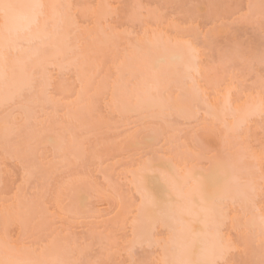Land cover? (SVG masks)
Segmentation results:
<instances>
[{
	"label": "snow or ice",
	"instance_id": "obj_1",
	"mask_svg": "<svg viewBox=\"0 0 264 264\" xmlns=\"http://www.w3.org/2000/svg\"><path fill=\"white\" fill-rule=\"evenodd\" d=\"M16 7L13 0H0V14L9 16ZM81 7L69 0H32L23 29L0 31V150L35 185L25 199L4 202V217L30 223L32 238L18 241L5 236L8 252L0 264H113L86 258L93 251L92 242L69 239L61 212L50 203L62 204L65 178L80 175L81 166L95 154L92 131L101 109L100 92L91 91L94 84L106 99L111 94V111L104 119L119 124L137 117L151 124V135L129 155L132 167L127 174L137 192L126 219L131 232L116 240L117 246L122 242L130 254L137 247L156 253L158 258L141 264H237V253L248 257L256 251V264H264V139L259 151L249 139L257 118L264 127V48L253 49L238 38L220 42L238 25L258 27L264 33V0L233 4L227 14L218 6H199L196 15L176 25L180 51L167 50L174 37L166 36L159 18L151 32L141 36L129 27L134 17L125 20L122 5H96V22L91 26L79 21ZM101 58L112 61L104 77L97 67ZM207 65L215 67L217 78L206 82ZM257 65L261 72L253 79ZM166 68L174 71L166 73ZM73 71L79 89L68 87ZM146 76L153 81L148 99L137 96L133 103L129 82L145 81ZM224 86L228 90L223 99L214 100L212 90ZM249 86L255 93L249 96H259L260 102L238 103L236 94ZM173 87L181 93L179 103L172 99ZM209 121L225 131L219 147L209 149L213 157L207 168L178 171L171 159L158 157L151 147L161 133L175 144L183 137L172 133H179L181 126ZM150 173L168 187L166 200L146 187ZM76 188L78 203L62 208L72 220L91 217L88 198L94 194L103 192L121 203L127 199L124 187L108 175L103 184L85 175ZM250 209L259 213L258 235ZM115 219L118 223L119 217ZM229 223L235 236L226 231ZM95 235L107 248L112 233Z\"/></svg>",
	"mask_w": 264,
	"mask_h": 264
},
{
	"label": "rangeland",
	"instance_id": "obj_2",
	"mask_svg": "<svg viewBox=\"0 0 264 264\" xmlns=\"http://www.w3.org/2000/svg\"><path fill=\"white\" fill-rule=\"evenodd\" d=\"M97 1L99 2V0H69V2H71L75 5L82 6L80 9L79 17H78L82 26H91L92 24H94L96 22V14H97V12L95 13L96 10L95 11L93 10L94 13L91 12L94 15H91L89 13L93 8H95V4L97 5V3H96ZM104 1H106V0H100L101 3H105ZM213 1L214 0H130V1L128 0L129 3H127V2L125 3V0H107L106 2L112 3L113 5H120V3H121L122 6H124L122 8V10L125 13H127L129 11L127 13V15L126 14L125 15L128 18L130 16L134 17L131 24L129 25L130 28H135L136 31L150 29L151 25L153 28L156 21H155V19H152V18L153 17L157 18V19L159 18V20L162 21L163 28L166 30V34L171 33V35L174 37V40H178L179 38H176V30H175L178 21L181 19H184L185 17L196 15L199 11V6L213 5L214 3H217L219 1H221V3L223 2V0H219V1L215 0L214 2ZM246 1L247 0H227V1H224L226 3H224V2H223L224 4L219 3L217 6L220 7V8H218V10L220 12L227 14V13L232 11V9L230 7L231 5L236 4V3H243L246 5ZM118 2H120V3H118ZM253 2H258V0H254ZM130 4H132V6L134 7L133 8L134 10L132 12H134L136 14L138 13L139 14L138 17L136 16V14L134 15L131 12L132 7ZM128 6H129V8H128ZM125 10H128V11H125ZM205 10H207V9L205 8ZM215 10H217V9H213V11H215ZM126 16H124V17H126ZM150 17H151V21L153 22V24L151 23V25L149 26V24H150L149 18ZM138 18H141V20H139V21H141V23H139V24L141 25L143 23V25H144L142 29H141L140 25L137 24ZM142 20H143V22H142ZM163 22H164V24H163ZM171 26H172V28H171ZM256 28H258V27H256ZM259 30H257L258 34H259ZM148 32L150 33L151 30ZM255 32L256 31H255L254 27H252V26L238 25V26L234 27L231 34L234 36V37L232 36L233 38H238L240 41L243 40L244 44H248L245 42L247 40H250V42H254L257 39L256 42L249 43V44L250 45L254 44L253 49L264 48V33L260 32L259 37H258L259 39H258L256 36L258 34L255 35ZM86 34H84V35L87 36ZM142 34L143 33H141V35ZM229 35L222 36L220 39V42L225 43L226 37L227 36L229 37ZM228 37H227V39H228ZM232 37L229 38L228 41H230L232 39ZM86 38L89 39L88 36L84 37V39H86ZM88 39H86V40H88ZM221 40H223V41H221ZM250 45H249V47H250ZM83 50L85 51V49H83ZM83 53H85V52H83ZM86 53H87V51H86ZM70 59H71V57H70ZM137 61H139V60H137ZM110 62L112 64L111 60L104 62L103 58H101V62L97 65V67H99V72H100L101 77H104L109 72V69H110L109 65L111 66ZM105 72H107V73L105 74ZM260 72H261V69H260L259 65H257L254 69V75L252 76V78L256 79L259 76ZM220 75H221V77L223 76V70H221ZM146 77H148V76H146ZM216 78H217V74H216L215 67L212 65H207L204 69L205 81L207 82L209 80H215ZM230 80H231V77H230ZM135 81H137V80H135ZM135 81H133V80L130 81L132 84L136 83V85L133 86V87H135L134 92L139 87V86L137 87V85H139V84H137V82L138 83L140 82V81H137V82H135ZM97 83H99V80L97 81ZM249 85H250V82H249ZM68 87H69V89H72V88L79 89V87H80V82L78 80V77H77L75 71H73L69 75ZM94 87H95V89L98 90L96 84H94L92 86L93 90H94ZM129 87H130V85H129ZM133 87H132V89H133ZM241 87H243V85H241ZM226 88H227V86L222 87L220 90L213 89L212 90L213 96L215 97V95L217 94V93L215 94V92H217V91H218V93L219 92L221 93L222 91L224 92L226 90ZM92 89H91V91H93ZM132 89L130 91L133 92ZM99 90H98L99 92H101V93L103 92L102 89H99ZM173 90H175V89H173ZM101 93H100V97H102L104 95V94H102V96H101ZM224 93H226V91ZM249 93H251L252 95L253 94L255 95V93L252 91L250 86L248 87V91L237 93L235 98L236 99L238 98L240 101H242L244 99L243 97L246 94L248 96ZM166 94L167 93H165L164 95H166ZM175 94H176V96L178 95V97L181 95L179 92H175V93H172V96L173 95L175 96ZM219 95L223 96L222 94H219ZM108 96H107V98H108ZM217 96H218V94L216 95V97ZM144 97H142V99ZM109 98H110V96H109ZM109 98H108V100H110ZM147 98L148 97L146 96L143 100L146 101ZM177 98L175 97V99H177ZM240 98H242V100ZM99 99L100 98H98V103L99 102L101 103L102 101H100ZM105 100H106V98H105ZM105 100H104V102H106ZM132 101H134V100H132ZM135 101H136V99H135ZM135 101H134V103H135ZM101 106H103V104L100 105L99 107H101ZM107 107L108 106L106 105V108ZM106 110H105V112H106ZM2 111H3V109L0 108V117H2V115H3ZM108 111H109V109H108ZM101 112H103V111H101ZM101 115H102V113H101ZM105 115H106V113H105ZM103 117H104V113L101 117V120L100 121L98 120L99 122L97 120H96L97 122L95 121L96 125L92 131L93 143L95 145V154L89 157L86 165L81 166V168L79 169L80 175H73V176L65 178L64 188H65L66 192L63 193V190H62L61 193H63V194L67 193V194H66V196H63L64 198L62 197V200H60V201L64 202L63 203L64 206H68V207H69V205L72 206V204H74L76 202L75 201L73 203V201L76 197V195H75V193L77 191L76 186L81 182V180L83 179V177L85 175L95 178L99 184L104 183L105 175L112 177L113 180L117 184H120L124 187L127 199L123 202L125 204L122 203L123 205H120V207H122V209H121V208L117 207V205H116L117 202H116V204L114 203L115 202L114 199H111V198L109 199V197L107 195H105V194H103V192H101L98 194H94L92 197L88 198L89 207L91 209V217L89 219H86L83 221L72 220L68 217V214H62L63 216H60V218L64 221L65 233H69V232L71 233V235L68 237L69 239H79L81 241L87 239L88 241L92 242L91 238H92V240L94 239V233L92 234L90 231L96 230L97 232H95V234L100 233V232H104L107 235L110 232V233H112L111 238H115L116 240H118V238L120 239V237L123 236V234L125 232L130 233V230H131V228H129L128 223H126V219H127L128 214H129L128 210L130 209L129 211H131L135 207V204H131L133 202L132 201L133 195L131 193L134 194L133 191L136 190L137 188L132 189V191L130 190L131 191L130 192L131 196H130L128 191L132 187L131 188L128 187L129 186L128 183H130L128 181V180H130L129 175L127 173H126V175H128V176L126 177V175H125V177L127 178L126 182L128 181V183L126 184V182L125 183L122 182L125 180L121 174L123 173V171H125V169L127 170L128 168L130 169V167H132L129 155L131 152L135 151L136 149L134 147H131V146L132 145L134 146L138 143H141L145 137L151 135V131H150L151 124H150V122L144 121L141 119L136 121V119L134 117L130 118V120H125L119 124H117L115 122L110 123L108 120L104 119ZM53 119H55V117H53ZM210 122H209V124L206 123L207 126L209 125L208 127H210V128H206L205 122H201L202 125L205 124V126L203 125L205 127V129H202L204 127L201 128L199 126V125H201V123L199 125L189 124V125L181 126L179 133H177V132L172 133L173 136L178 135V134H182V137H183L182 139L176 141L175 144L169 143V136L165 133H161L160 135L156 136L155 141L152 143L151 147L155 150L158 157H161V156L165 157L166 155H169L171 157V155H172L173 157L171 159L173 162H174L173 159H174L175 155L177 154L178 158L177 157L176 158L179 161L182 158V161L183 162L185 161V164H186V165L185 164L184 165L187 166V167H185V166H183V167H185L187 169L188 168L200 169L203 167L207 168L206 166H208V165L206 162L211 160L210 157L213 156V153L209 151V148H211V147H209L210 145L207 146L208 145L207 143L210 141L208 139H210L212 134H209V136L210 135L211 136L210 137L208 136V139H206L207 140L206 143L203 142L201 137L204 136V132L206 131V129H207L206 132H208V133L210 131L212 133H213V131H215L214 133H216V131L218 130L216 127L217 125H219L220 128L222 129V125L216 123L217 125L214 124V126L216 125L215 126L216 128L214 130H212L214 126L211 127L210 125H212L213 123H210ZM255 126H257V127L255 128ZM221 129H220V131H222ZM200 130L201 131L203 130V132H201ZM208 130H210V131H208ZM262 130H263V132H262ZM143 132H144V134H143ZM219 133H222V132H219ZM197 134L199 135V138L197 137ZM250 134L252 135V136L251 135L249 136L251 144L255 147V149L257 151H259V148L261 147V141H262V139H264V137H263L264 136V127L261 126V122H260L259 118H257V120L251 126ZM253 134L255 136H253ZM216 135H213L212 137L216 136V138L218 140V146H219V138L218 137H220L221 135H218L217 133H216ZM135 136H137L139 138L143 137V139H140V140H139V138L134 139ZM205 136L207 137L206 134H205ZM185 138L188 140H186ZM191 138H192V141L195 138V141L190 142ZM197 138L199 140L201 139L200 141L202 144L203 143H205L204 145L207 144L205 148H204V145H202ZM216 138H214V139H216ZM130 140H132V142ZM133 141H134V143L135 142L136 143L134 144ZM184 141L187 143V145L185 144ZM214 141H216V140H214ZM188 142L192 143V145L191 144L189 145ZM130 143H132V144H130ZM200 144H201V146H200ZM213 144H214V142H213ZM186 147H190V149L193 147L194 149L193 148L191 149V151L193 153H191V151L187 150ZM200 147H203V149L208 148V150L203 151ZM217 147H213V149H215ZM188 153L189 154L191 153V154L189 155ZM188 157H189V159L192 158L191 161L188 159ZM167 158H169V157H167ZM194 158L196 159V161L193 160ZM193 161H195V163ZM197 161L198 162L200 161V164H199V165H201L200 168L194 167V165L196 167L199 166ZM176 162H174V163H176ZM181 162H179V163L183 165V162L182 163ZM178 164H177V166H178ZM208 164H209V162H208ZM130 171H131V169H130ZM148 175L149 176H153V175L155 176L156 174L150 173ZM148 175H147V177H149ZM159 181L165 188H167V186L160 180V178H159ZM130 184H131V186H133V188H135L134 184L133 185H132V183H130ZM34 187H35L34 184H31L29 181H27L25 179L23 170L20 168L19 164L17 162H14L11 156L5 157V155L3 154V151L0 150V222H1L0 227H2V228H0V240H3L5 238V236L12 238L13 240H18V241H24L25 239L31 240L32 229H31L30 223L22 220L20 217H17V216L8 217V221H6L5 220L6 218L3 216V213H2V208H3L4 202L6 199L8 200L9 203L18 202L20 200H23L27 196H30L32 194V192L34 191ZM105 187H107V186L105 185ZM127 188H129V189H127ZM106 197H108V198H106ZM76 200H77V198H76ZM54 202L55 201L50 202L53 204V207H54ZM120 203L118 202V204H120ZM58 205L60 206V204H58ZM62 207H63V205H62ZM56 210L60 211L59 209H56ZM117 215L120 216L118 223L115 219V218H117ZM7 222L9 223L8 225H7ZM19 222H21V224L23 225V228H24V229L21 228V230H24V231H22L21 238L19 237L20 236L19 226H17L18 227V229H17L16 225H13V223L17 224ZM228 226L231 228L230 229L228 227L229 230H231V232L233 234L229 230L226 229L227 232H229L235 236L236 233L233 229L232 224L229 223ZM105 231H107V232H105ZM96 237L99 240V245H101L100 244L101 241L99 239V236H95V239H97ZM115 239H113V240H115ZM111 240H110V242L113 243V241H111ZM95 242L97 243V241H95ZM95 242L93 241L92 248L94 249L96 247L95 248L96 250H93L90 253V255H88V256L92 257L93 259H97V257H99L97 255V253H100V252H96V251L100 249L102 252V249H103V248H101L102 245L99 246ZM110 242H108V244ZM94 243H95V246H94ZM113 245L114 244H112L111 246L108 245L110 247L107 246L108 248H106V251L104 253L102 252L103 254L108 252V254H107L108 257L107 256H106L107 258L105 257L106 254L104 256H103V254H102V256H101V254H99L100 255L99 259H108L111 257L108 260H111L113 262V264H132L133 261H136L137 264H141V262H146V261L152 260V259H154L155 256H157L155 252L149 251L147 249L141 250L139 247H137L136 250L132 254H130V256H129V252L124 251V248H120L122 251H119L120 249H118L120 247V245H121V247H123V243H121L119 245V247L117 245H115V247H114ZM98 247H100V248H98ZM113 247L116 249V251L114 250V252H113ZM108 249H110V250H108ZM111 253H114V254L111 256ZM120 254H122V255H120ZM237 255H240V253L239 254L237 253ZM237 255H235V258H237V257L242 258V254L240 256H237ZM88 256H86V257H88ZM240 258H239V260L241 261L245 257H243L242 259H240ZM249 258L251 259V257H247L248 260H250ZM239 260H238V263H239ZM243 262L244 261H242L241 263H243ZM247 264H249V263H247Z\"/></svg>",
	"mask_w": 264,
	"mask_h": 264
},
{
	"label": "bare ground",
	"instance_id": "obj_3",
	"mask_svg": "<svg viewBox=\"0 0 264 264\" xmlns=\"http://www.w3.org/2000/svg\"><path fill=\"white\" fill-rule=\"evenodd\" d=\"M106 1H107V0H106ZM106 1H104V2H106ZM129 1H130V0H129ZM214 1H215V0H214ZM214 1H213V2H214ZM218 1H219V0H218ZM224 1H227V0H223V2H224ZM247 1L249 2V0H247ZM247 1H246V4L248 3ZM253 1H254V0H253ZM126 2L129 3L128 0H127V1L125 0V3H126ZM213 2H212V3H213ZM216 2H217V1H216ZM223 2H222V3H223ZM96 3H97V5L101 4L100 0H99V2L97 1ZM118 3H120V2H118ZM219 3L222 4L221 1H219V2H217V3H214L215 5H214V4H213V5H214V6H217ZM224 3H226V2H224ZM224 3H223V4H224ZM120 5H122V4L120 3ZM130 5H131V7H132V8L130 7V8L132 9V10H131V9H130V10H131V12H132V11L134 10V9H133L134 7L132 6V4H130ZM95 6H96V4H95ZM219 6H220V5H219ZM221 6H222V5H221ZM128 8H129V6H128ZM218 8H220V7H218ZM93 10L95 11L96 9L93 8V9L90 11L89 14L94 15V14L91 13V12L94 13ZM128 10H129V9H128ZM128 10H125V11H128ZM122 11H123V10H122ZM96 12H97V11H95V13H96ZM123 12H124V11H123ZM128 12H129V11H128ZM128 12H127V13H128ZM127 13L124 12V14H126V15H127ZM132 13H133L134 15L136 14V13H134V12H132ZM126 15H125V16H126ZM138 15H139V14L137 13L136 16L138 17ZM147 15H148V14H147ZM96 16H97V14H96ZM130 17H131V16H130ZM124 18L127 19L128 17L126 16V17H124ZM126 19H125V20H126ZM152 19H155V21H157V18H154V17H153ZM139 20H141V18H138V23H137V24L141 23V21H139ZM142 22H143V20H142ZM151 23L153 24V22H151ZM151 23L149 24V26L151 25ZM144 24H145V23H144ZM163 24H164V22H163ZM139 25H140V24H139ZM25 26H26V22L24 21V22L22 23V25H21V28L23 29ZM143 26H144V25H143V23H142V24L140 25L141 29L143 28ZM150 27L152 28V25H151ZM162 27H163V25H162ZM146 28H147V27H146ZM151 28H150V29H145V30H139V31H137V32H139L140 35H141V33H143V34L141 35V36H143V35L145 34V32H148V31L152 30ZM171 28H172V26H171ZM139 29H140V28H139ZM254 29H255V31H256V32H255V35L258 34V33H257V30H259V28H255V27H254ZM256 29H257V30H256ZM175 30H176V28H175ZM252 30H253V29H252ZM140 31H141V32H140ZM144 31H145V32H144ZM253 31H254V30H253ZM260 32H261V31L259 30V34H260ZM84 34H86V32H85ZM84 34H83V35H84ZM259 34L256 35L257 38L259 37ZM86 35H87V34H86ZM226 35H227V34H226ZM87 36H88V35H87ZM87 36L84 35V37H87ZM166 36H167V34H166ZM232 36H233V35L230 33L229 37H228V36H227V37H228V39H229V38H231ZM227 37H226V41H225V42L228 41ZM233 37H234V36H233ZM233 37H232V38H233ZM86 39H88V38H86ZM86 39H85V40H86ZM220 39H221V37H220ZM222 39H223V38H222ZM258 39H259V38H258ZM221 41H223V40H221ZM244 41H245V40H244ZM256 41H257V39H256ZM256 41H254V42H256ZM241 42H243V40H242ZM245 42L248 43V44H249V43H254V42H250V40H247V41H245ZM223 43H224V42H223ZM243 43H244V42H243ZM257 43H258V42H257ZM248 44H245V45H248ZM249 45H250V44H249ZM249 45H248V46H249ZM252 46H253V47H252ZM250 47L254 48V44H253V45L251 44ZM181 48H182V41L178 39V40H173V45H169V46L167 47V50H168V51H180ZM84 49H85V51L83 50V52H85L84 54H86L87 48H84ZM164 50H165V49H164L163 47H161L160 49H158V51H161V52L164 51ZM68 59H70V57H68ZM71 59H72V57H71ZM137 60H139V59H137ZM137 62L139 63L140 61H137ZM110 64H111V62H110ZM107 67H108V66H107ZM109 67L111 68L110 65H109ZM109 67H108V68H109ZM166 69H167V70H166ZM166 69H165V70H166V71H165L166 73H172V72L174 71V68H166ZM98 70H99V67H98ZM168 70H169V71H168ZM109 71H110V69H109ZM107 72H108V71H107ZM107 72H105V74H106ZM108 73H109V72H108ZM108 73H107V74H108ZM76 75H77V73H76ZM105 76H106V75H105ZM148 78H149V79H148ZM148 80H149V81H148ZM131 81H132V80H131ZM133 81H135V80H133ZM145 81H146V82H145ZM145 81H140L139 83H138L137 81H135V82H137V84H139V85H137V87H138V86H139V87H138V88L136 87L137 89H136L135 92H134V88H135V87H133V86H135L136 83L132 84L131 82H129V85H130L129 89L131 90L132 87H133V89H132V90H133V97H132V100L135 101V99H136L137 96H139V97H141V98L144 97V96H145V97L147 96L148 88L152 85L151 83H153V81L151 80V78H150L149 76L145 78ZM150 82H151V83H150ZM148 83H149V84H148ZM131 85H132V86H131ZM148 86H149V87H148ZM173 89H175V90H173L172 93H175V92H179V93H180V91H179L178 89H177V90H178V91H177L175 87H173ZM92 90H93V89H92ZM98 90H99V89H98ZM98 90L95 89V87H94L93 92H95V91L97 92ZM99 91H100V90H99ZM102 91H103V90H102ZM225 91L227 92V88H226ZM225 91H224V92H225ZM138 92H139V93H138ZM224 92H223V91H222L221 93H220V92L218 93V91L215 92V94L217 93L218 96L216 97L217 94H216V95L214 94V95H215V97L213 96V97H214V100H222V99H223V96H221V95H219V94L224 95ZM100 93H101V92H100ZM102 94H103V92L101 93V96H102ZM180 94H181V93H180ZM108 95L110 96V98H109ZM108 95H107L108 98L111 100V94L109 93ZM253 95H254V94H253ZM165 96H167V94H166ZM219 96H220V97H219ZM103 97H104V98H103ZM145 97H144V98H145ZM175 97L177 98L178 95L176 96V94H175V96H174V95L172 96L173 101L179 103L178 98L175 99ZM245 97H246V98H245ZM98 98H100L99 100L102 101L101 103L99 102L100 104L98 103L99 106L103 104V106L100 107V109L102 108L101 111H103V112H100V113L98 114V118H99V119H98V118L96 119L97 121H98V120L100 121V120H101V117H102V115H103V113H104V116H105V113L108 114L111 110H110L109 103H108L110 100H108V98L105 100V95H103L102 97H100V95H99ZM102 98H103L106 102H104V100H103ZM144 98H143V99H144ZM243 98H244L243 100H242V98H240L242 101H240L238 98H237L236 100H238V101H237L238 103H240V104H244V103H246V102L249 101V98H250V97H249V95L247 96V94H246ZM147 99H148V98H147ZM107 101H108V102H107ZM134 101H132V102L134 103ZM146 101H147V100H146ZM135 102H136V101H135ZM104 103H105V104H104ZM106 105H107L109 108H108V107L106 108ZM104 107H105L107 110H106ZM103 108H104V109H103ZM108 109H109V111H108ZM105 110H106V112H105ZM2 112H3V111H2ZM101 113H102V115H101ZM99 115H100V116H99ZM103 118H104V117H103ZM131 118H133V117H131ZM134 118L136 119V121L140 120V119H138V118H136V117H134ZM97 121H96V122H97ZM99 121H98V122H99ZM209 122H210V121H209ZM209 122H207V123L209 124ZM229 122H230V121H229ZM210 123H213L212 125H210L211 127L214 126V124H216V122H214V121H211ZM97 124H98V123H97ZM205 124H206V123H205ZM205 124H203V125L205 126ZM95 125H96V124H95ZM203 125H202V123H201V125H199V126L202 128V127H204ZM216 125H217V124H216ZM216 125H215V126H216ZM199 126H198V127H199ZM208 126H209V125H208ZM208 126H207V124H206L205 127H206V128H210V127H208ZM215 126L213 127V129H212V128H211V129L214 130V129L217 127V129H218L217 131H218V132L216 131V133H217L218 135H221V136H222V135H223V132L220 131V129H221L220 126H219V125H217L216 127H215ZM139 127H140V126H139ZM205 127L202 128V129H205ZM256 127H257V126H255V128H256ZM259 128H260V127H259ZM221 130H222V129H221ZM197 131H198V130H197ZM200 131H201V130H200ZM206 131H207V129H206ZM206 131H205V132H206ZM208 131H210V130H208ZM201 132H203V130H202ZM205 132H204V136L201 137V139H202L203 142H205V143H206V141H207L206 139H208L209 134H212V136H213V135H216V133H214L215 131H213V133H212L211 131H210L209 133H208V132L205 133ZM219 132H222V133H219ZM262 132H263V130H262ZM141 133H142V132H141ZM143 134H144V132H143ZM205 134L207 135V137L205 136ZM201 135H202V134H201ZM250 135H251V134H250ZM250 135H249V136H250ZM210 136H211V135H210ZM210 136H209V137H210ZM212 136L210 137V139H208V140H210V141L207 143L208 145L206 144L207 146L210 145L209 147H211V148H209V149H213V147H217V146H218V140H217V138H216L217 135H216L215 137H212ZM221 136H220V137H221ZM251 136H252V135H251ZM253 136H255V135L253 134ZM195 137H196V136H195ZM197 137L199 138V135H198V134H197ZM263 137H264V136H263ZM138 138H139V137L135 136L134 139H138ZM198 138H197V139H198ZM203 138H204V139H203ZM214 138H216V139H214ZM218 138H219V137H218ZM249 138H250V137H249ZM134 139H133V140H134ZM140 139H143V137H142V138H139V140H140ZM185 139H186V138H185ZM201 139H200V140H201ZM143 140H144V139H143ZM186 140H188V139H186ZM198 140H199V139H198ZM200 140H199V142L201 143ZM211 140H212V141H211ZM214 140H216V141H214ZM130 141L132 142V140H130ZM189 141H190V140H189ZM193 141H195V139H193ZM193 141H192V138H191V141H190V142H193ZM184 142H185V141H184ZM190 142H188L189 145H190V144L192 145V143H190ZM213 142H214V144H213ZM133 143H134V141H133ZM135 143H136V142H135ZM135 143H134V144H135ZM175 143H176V142H175ZM205 143H203V144L201 143V144L204 145ZM130 144H132V143H130ZM182 144H183V143H182ZM182 144H181V145H182ZM185 144L187 145L186 142H185ZM201 144H200V146H201ZM206 145H204V148L206 147ZM215 145H216V146H215ZM130 146H131V145H130ZM134 146H135V145H134ZM134 146L132 145L131 147H134ZM183 147H184V146H183ZM218 147H219V146H218ZM218 147H217V148H218ZM134 148H135V147H134ZM186 148H187V150L191 151V149H192L193 147H192L191 149H190V147H186ZM200 148H201L203 151H204V150H208V148H206V149H203V147H200ZM217 148H215V149H217ZM193 149H194V148H193ZM186 152H187V151H186ZM191 153H193V152L191 151ZM191 153H190V154H191ZM212 153H213V152H212ZM168 154H169V153H168ZM188 154H189V153H188ZM190 154H189V155H190ZM210 156H211V155H210ZM167 157H169V158H167ZM172 157H173L172 155H171V157H170L169 155H166V156H165V158H167V159H171ZM176 157L178 158V155H177V154L175 155V157H174L173 160H174V162L177 161V162L175 163V165H176L178 171L185 169V167H187V166H185V165H186V164H185V161L183 162V161H182V158H181V160L179 161ZM190 157H191V156H190ZM212 157H213V156H211L210 159H212ZM175 158H176L177 160H176ZM207 158H208V157H207ZM179 159H180V158H179ZM188 159H189V157H188ZM191 159H192V158H190L189 160L191 161ZM171 160H172V159H171ZM175 160H176V161H175ZM193 160L196 161L195 158H194ZM197 160H198V159H197ZM181 161L183 162V165L179 163V162H181ZM195 161H193V162L195 163ZM182 162H181V163H182ZM193 162H192V163H193ZM197 162H198V161H197ZM208 162H210V160H209ZM208 162H206L207 165H208ZM178 163H179L182 167H181ZM194 163H193V164H194ZM177 164H178V166H177ZM184 164H185V165H184ZM199 164H200V161L198 162V165H199ZM183 166H185V167H183ZM194 167H195V168H200L201 165H199V166H197V167L194 165ZM206 167H207V166H206ZM203 168H204V167H203ZM128 169H129V168H128ZM128 169H127V170H128ZM130 169H131V167H130ZM130 169H129L128 171L125 169V171H123V173L121 174L122 177H124V180H125V181H122V182H124V183L126 182V180H127L126 177L128 176V175H126V173L130 172ZM188 169H190V168H188ZM191 169H192V168H191ZM124 173H125V174H124ZM125 175H126V177H125ZM148 176H149V175H148ZM129 179H130V180H128V181L131 183V181H132V177H131L130 175H129ZM122 180H123V179H122ZM128 181L126 182V184L128 183ZM124 183H123V184H124ZM130 183H128L129 186L127 185V186L130 187V188L132 187L131 189L127 188V189H129V191H128L129 194H130V192L132 191V189H136V188H137V187L135 186L134 183H132V185L134 184V187H135V188H133V186H131ZM145 183H146V187H147L150 191H152L153 194L156 195V196H157L158 198H160L161 200H166V199L168 198V195H169V190L167 189L168 187L165 188V187L160 183V181H159V176H158V175H155V176L153 175V176H149V177H147V175H146V177H145ZM124 185H125V184H124ZM58 190H59V189H58ZM130 190H131V191H130ZM136 190H137V189H136ZM136 190L133 191L134 194L137 192ZM135 191H136V192H135ZM65 192H66V191H65V188H63V193H65ZM63 193L60 194L61 196H59V200H62V197H63V196H66V194H67V193H66V194H63ZM125 193H126V192H125ZM62 194H63V195H62ZM131 194L133 195V193H131ZM131 194H130V196H131ZM130 196H129V197H130ZM60 197H61V198H60ZM108 197H109V196H108ZM108 197H106V198H108ZM132 197H133V196H132ZM63 198H64V197H63ZM76 198H77V197H75L74 201H73V200H72V201H73V203L76 201L75 203L77 204V202H78L77 200H78V199L76 200ZM130 198H131V197H130ZM109 199H110V197H109ZM111 199H112V198H111ZM64 201H65V200H64ZM72 201H71V202H72ZM114 201H115V202H114L115 204H116V202H117V204H116L117 207H119V208H121V209H122V207H120V205L125 204V203H123V204L120 203L119 200H114ZM127 201H128V200H127ZM132 201H133V200H132ZM118 202H119L120 204H118ZM56 203H57V202L55 201V202H54V207H55L56 209H59V210H60V212H61V216H63L62 214H67V212L62 211V208H63L62 205L64 206V204H63L64 202H62V204H60V206H61L62 208H61L58 204H56ZM75 203L72 204V206L75 205ZM131 204H134V202H132ZM72 206L69 205V207H72ZM59 207H60V208H59ZM129 207H130V206H129ZM131 207H132V206H131ZM123 208H124V207H123ZM132 208H133V207H132ZM129 210H130V209H129ZM129 210H128V212L130 213L131 211H129ZM2 213H3V212H2ZM121 215H122V214H121ZM234 215H235V213H234ZM3 216H4V215H3ZM10 217H11V216H10ZM117 217H120V216L117 215ZM5 220L8 221V218L5 219ZM6 221H5V222H6ZM0 223H1V222H0ZM8 224H9V223L7 222V225H8ZM13 225H16V228H17V229H18L17 226H19L20 236H19V235H18V236L21 238V236H22V231H24V230H21V228L24 229V228H23V225L21 224V222H19V223H17V224H16V223H15V224L13 223ZM128 225H129V228H131V226H130V222L128 223ZM228 227H229V226H227V228H226L227 230H229V228H230V227H229V228H228ZM0 228H2V227H0ZM230 229H231V228H230ZM107 230H108V229H107ZM227 230H226V231H227ZM229 231L231 232V230H229ZM90 232H91L92 234L94 233V239L92 240V238H91L92 244H93V241H94V242L97 241V243H96V242H95V243H96L97 245H99V240H98V238L96 237L97 239H95V236H98V235H95V232H97V231H96V230H94V231L91 230ZM90 232H89V233H90ZM105 232H107V231H105ZM130 232H131V230H130ZM231 233H232V232H231ZM232 234H233V233H232ZM234 234H235V233H234ZM111 239H112L111 241H113V243H111V242L109 241L111 244L109 243L108 245L111 246L112 244H114L113 246L115 247V245H117V244L115 243V240H116V239H115V238H111ZM113 239H115V240H113ZM118 239H119V238H118ZM95 243H94V246H95ZM121 243H122V242H121ZM100 244H101V243H100ZM101 245H102V244H101ZM101 245H99V246H101ZM110 246H108V247H110ZM108 247H107V248H108ZM114 247H113V252H114V250L116 251V249H115ZM116 247H117V246H116ZM118 247H119V246H118ZM118 247H117V248H118ZM95 248H96V247H95ZM95 248H94L93 250H96ZM98 248H100V247H98ZM101 248L104 249V250L102 249V252L104 253V252L106 251V248H105L104 246H103V247L101 246ZM120 248H123V247H121V245H120V247H119L118 249H120ZM111 249H112V248H111ZM99 250H100V249H99ZM99 250H97L96 252H100V253H97V255L100 257L99 254H101V256H102L103 253L101 252V250H100V251H99ZM108 250H110V249H108ZM108 250H107V251H108ZM119 251H122V250L120 249ZM124 251H125V250H124ZM94 252H95V251H94ZM117 253H118V252H117ZM105 254H106V255H105ZM105 254H103V256L105 255V257H106L107 254H108V252H106ZM113 254H114V253H111V256H112ZM131 254H132V253H131ZM238 254H239V253H238ZM241 254H242V253H240V255H241ZM89 255H90V254H89ZM120 255H122V254H120ZM127 255H128V254H127ZM236 255H237V254H236ZM240 255H237V256H240ZM129 256H130V253H129ZM99 257H97V258H99ZM107 257H108V256H107ZM107 257H106V258H107ZM156 257H157V256H155L154 258H156ZM86 258H91V259H93V258L90 257V256H88V257H86ZM110 258H111V257H110ZM110 258H108V259H110ZM157 258H158V257H157ZM234 258H235V257H234ZM237 258H238V259H237ZM237 258H235V259H237V264H240L242 261H244V262L241 263V264H244V263H245V264H247V263H249V264H251V263L254 264V263H253V258H251L252 260H251L250 258H249L250 260H248L247 257H245V258L242 257L243 259L240 258V257H237ZM239 258L242 259V260L240 261ZM246 259H247V260H246ZM238 260H239V263H238ZM245 261H246V262H245ZM250 262H251V263H250Z\"/></svg>",
	"mask_w": 264,
	"mask_h": 264
},
{
	"label": "clouds",
	"instance_id": "obj_4",
	"mask_svg": "<svg viewBox=\"0 0 264 264\" xmlns=\"http://www.w3.org/2000/svg\"><path fill=\"white\" fill-rule=\"evenodd\" d=\"M32 0H13V3L17 6L13 12L9 16H5L4 14H0V31H5L8 28L16 27L21 28L22 23L25 21V17L28 14L29 8L28 6L31 4ZM249 103H259L260 97L253 96L249 98ZM225 128L222 126V132L224 134ZM259 208V204L257 205ZM249 216L253 218V226L257 235L260 232L261 225L258 221L259 213L256 210L250 209ZM8 252L6 242L0 240V260L6 258V254ZM248 257L253 258L254 264L259 260V252L249 255Z\"/></svg>",
	"mask_w": 264,
	"mask_h": 264
}]
</instances>
